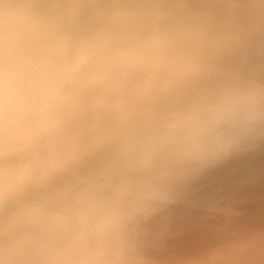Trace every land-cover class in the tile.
Masks as SVG:
<instances>
[{"label":"bare ground","instance_id":"6f19581e","mask_svg":"<svg viewBox=\"0 0 264 264\" xmlns=\"http://www.w3.org/2000/svg\"><path fill=\"white\" fill-rule=\"evenodd\" d=\"M252 93L264 0H0V264H264V117L164 140ZM129 177L176 203L130 220Z\"/></svg>","mask_w":264,"mask_h":264},{"label":"clouds","instance_id":"9594fccd","mask_svg":"<svg viewBox=\"0 0 264 264\" xmlns=\"http://www.w3.org/2000/svg\"><path fill=\"white\" fill-rule=\"evenodd\" d=\"M264 117V93H252L240 97H221L207 108L189 106L182 113L174 114L164 134L166 142L183 144L185 141L206 143L211 129L204 127V122L225 123L237 129L253 126ZM234 142H230L224 155L230 154ZM112 196L126 203L130 211L129 219L147 220L169 205L176 203L177 195L156 194L141 179L129 177L125 182L111 189Z\"/></svg>","mask_w":264,"mask_h":264}]
</instances>
